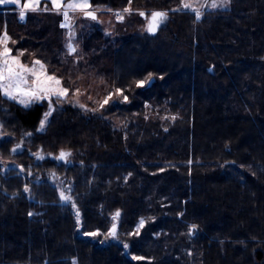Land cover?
I'll return each mask as SVG.
<instances>
[{"label":"trees","instance_id":"trees-1","mask_svg":"<svg viewBox=\"0 0 264 264\" xmlns=\"http://www.w3.org/2000/svg\"><path fill=\"white\" fill-rule=\"evenodd\" d=\"M13 23H21L16 8L0 7V29ZM114 56V80L131 98L105 112L126 122L118 128L69 106L41 132L44 104L24 108L0 94L11 133L0 150L24 168L0 164V264H264V0H231L201 19L170 12L155 34L129 38ZM148 72L157 78L136 88ZM16 140L25 148L13 153ZM61 149L71 152L68 163L54 158ZM69 185L82 228L59 199ZM117 210L118 239L83 234L106 233ZM141 217L140 235H127Z\"/></svg>","mask_w":264,"mask_h":264},{"label":"snow or ice","instance_id":"snow-or-ice-1","mask_svg":"<svg viewBox=\"0 0 264 264\" xmlns=\"http://www.w3.org/2000/svg\"><path fill=\"white\" fill-rule=\"evenodd\" d=\"M51 3V8L47 4L43 5V11H54L63 17V23L60 25L62 28L69 29L67 48L70 53H76V46L71 42L75 33L71 31L73 28L71 13H81L85 18L91 19L93 21L98 19L97 9L99 5L94 6L92 0H49ZM231 3V0H203V3H199V0H182V8L191 9L195 12L197 18L203 15L202 8H226ZM14 5L17 9V15L20 21H25L28 13L37 12L41 10V0H0V5ZM132 0H128V6L115 13L116 19L119 21H124L125 14H131L133 9L131 8ZM180 10V6L168 10H153L150 13L140 11L139 15L144 17L146 20V25L144 30L150 34H155L160 26L167 21L169 18V12H175ZM111 11V9H109ZM102 23V21H101ZM17 41L9 35L7 31V26L2 31H0V94L7 98L9 101L16 102L17 104L23 106L24 108H31L33 105L46 104L47 111L42 113V118L39 120L38 131L44 130L46 124L49 122V117L53 112L57 110V106H62L64 103H74L85 111L97 112L98 110H103L110 103L117 102H130L129 96L125 95V89L123 87L112 86L107 91L106 95L102 99L94 101L97 105L95 108L89 109L87 105L79 103V96L82 94L79 87H72L74 82L71 81L69 77V86H65L64 78L58 76L56 71L53 70L51 73L48 70V66L40 59H31L29 63L24 62V57L34 56V53H28L27 49H17L15 54H13V47ZM12 45V46H10ZM155 75L152 72H148L146 76L141 79L134 81L136 88H144L146 85L150 84L154 79ZM163 79V77H159ZM130 90V89H129ZM70 94L75 99H70ZM92 100V97H88ZM147 106V105H146ZM168 119V117H165ZM175 120L176 117H171ZM4 128V123L0 122V140H2L6 134L2 131ZM167 130V129H165ZM26 136H31V133H25ZM23 147L22 143H16L13 148L10 149L11 152L15 153L21 150ZM38 159H44L39 152L34 153ZM71 152L60 150L59 155L54 157L57 160L69 162V157ZM188 163H191L189 161ZM5 169L7 170V164H5ZM20 171L23 172L24 168L21 165ZM163 171V169H161ZM31 175V172H28ZM131 173H129V176ZM24 191L30 192V187L25 184ZM71 185L67 192L64 188L59 189V199L67 205H70L72 209L75 210L76 224L78 227H84L81 212L76 204L75 197L71 194ZM40 213L29 212L28 215H39ZM181 215H183L181 213ZM121 212L117 210L112 216L111 226L107 229L106 233H102L99 228L93 231H85L83 234L89 237H100L104 236L107 240L109 237L113 239H118V229H119V218ZM154 219V218H153ZM147 221L141 217L135 225L133 232L127 233L129 236H139L140 230L143 229ZM198 225L192 224L189 227V234H193L197 231ZM104 241H101L103 243ZM124 249H130V244L127 242L123 243ZM191 254V253H190ZM131 259L134 261H143L146 258L144 256L132 255ZM72 264H78V260L73 257Z\"/></svg>","mask_w":264,"mask_h":264},{"label":"rangeland","instance_id":"rangeland-1","mask_svg":"<svg viewBox=\"0 0 264 264\" xmlns=\"http://www.w3.org/2000/svg\"><path fill=\"white\" fill-rule=\"evenodd\" d=\"M176 3H178L176 8L180 6V10L178 11H191L195 13L191 9L182 8V0H178ZM199 3H203V0H199ZM44 4H47L49 8L52 7L50 2ZM43 5L41 6V10L31 12L28 17V19L34 21V24L24 25L23 23L25 22L21 21L18 25L13 23V28H9L7 26L9 35L13 38V40L17 41L15 46L10 45L13 47V54H15L17 49H27L28 53H34V56L26 55L24 57V62L29 63L31 59L42 60L48 66L50 73L55 70L58 76L64 78L65 86H69L70 77L71 81L74 82L72 87H79L81 89L82 94L79 96V103L87 105L89 109L97 107L94 101L102 99L112 86L119 87V84L114 80L116 69L114 60L115 51L122 48L126 40L129 38L148 34V32L144 30L146 20L144 17L139 15V12L144 11L146 13H150L153 10L145 7H131L133 9L132 13L130 15L125 14V19L122 22L117 20L115 16V13L122 10V8L114 9L109 6H100L97 9L98 19L95 21L85 18L79 12L71 13L70 15L72 16L73 24L71 31L75 33L71 42L77 49L76 53L73 54L70 53L67 48V44L69 42L68 33L70 30L60 26L64 22L62 15H59L54 11H43ZM7 6L15 7L11 4L0 5V7ZM109 9H111V11H109ZM220 9L222 10L225 8L212 9L209 7L202 8L201 10L204 14L207 10L215 11ZM202 16L200 18H196L201 19ZM164 23L162 25H164ZM162 25L160 27H162ZM3 29L4 27L1 28L0 31ZM99 31H102L104 36H97L96 38L95 34ZM130 57L133 62L138 60V58L134 57V55H130ZM147 59L149 58L146 56L145 60ZM125 95L128 94L125 92ZM89 96L92 97V100L88 99ZM70 99L75 98L70 94ZM129 101L130 102L127 103L122 101L110 103L105 107V109L98 110L97 112L85 111L74 103L66 102L62 106H57L56 111L69 106L79 108L86 113L88 117L99 116L101 118H105L114 127L118 128L126 122L121 120L119 115L106 114L105 112L112 105L131 103V98H129ZM44 105L47 111V105ZM55 112H53L49 117V122L42 131L46 130ZM149 112L154 115L156 114V112H153L152 110ZM0 122H3L4 124L7 123L4 118H0ZM5 128H7L6 125H4L2 131L10 135H6L2 140H0V144L5 138H10L11 136L10 131H7L8 128ZM24 140L20 142L16 140L14 144L22 143L23 147L21 150H24ZM0 164L4 166L7 164L8 170L12 166H18V164L20 165V163L15 159H10L8 156H5L4 152L1 150Z\"/></svg>","mask_w":264,"mask_h":264},{"label":"crops","instance_id":"crops-1","mask_svg":"<svg viewBox=\"0 0 264 264\" xmlns=\"http://www.w3.org/2000/svg\"><path fill=\"white\" fill-rule=\"evenodd\" d=\"M48 2H49V0H41V6H42L44 3H48ZM8 7H10V6H8ZM30 14H31V12L28 13L27 17H29ZM26 19H27V18H26Z\"/></svg>","mask_w":264,"mask_h":264}]
</instances>
